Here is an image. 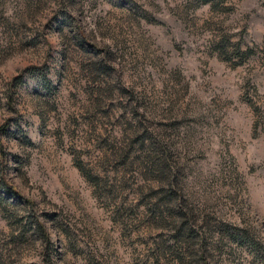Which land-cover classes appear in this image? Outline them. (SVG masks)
<instances>
[{
  "label": "rangeland",
  "instance_id": "374dc122",
  "mask_svg": "<svg viewBox=\"0 0 264 264\" xmlns=\"http://www.w3.org/2000/svg\"><path fill=\"white\" fill-rule=\"evenodd\" d=\"M0 264H264V0H0Z\"/></svg>",
  "mask_w": 264,
  "mask_h": 264
},
{
  "label": "trees",
  "instance_id": "16d2710c",
  "mask_svg": "<svg viewBox=\"0 0 264 264\" xmlns=\"http://www.w3.org/2000/svg\"><path fill=\"white\" fill-rule=\"evenodd\" d=\"M2 186H3V189L7 193L11 194L12 196H16L19 199H22L24 202H27L28 204H30V202L28 200H26L23 196H21L20 194H18L16 192V190H14L8 183H6V182L3 181ZM35 223H36V229H37V231L41 234L42 237L45 238V240H47V238H46L47 236H46V233H45V228H44L42 222H40L39 220L35 219Z\"/></svg>",
  "mask_w": 264,
  "mask_h": 264
}]
</instances>
